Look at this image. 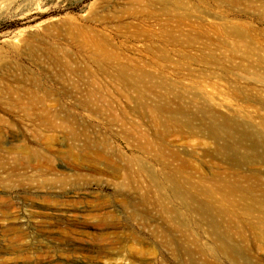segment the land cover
I'll use <instances>...</instances> for the list:
<instances>
[{
  "label": "rangeland",
  "instance_id": "374dc122",
  "mask_svg": "<svg viewBox=\"0 0 264 264\" xmlns=\"http://www.w3.org/2000/svg\"><path fill=\"white\" fill-rule=\"evenodd\" d=\"M166 1L0 0V218L17 216L31 236L123 231L124 243L106 250L124 253V264H235L212 253V220L264 264V215L246 214L239 193L222 196L253 183L264 200V3ZM226 24L249 35L228 36ZM164 104L183 113L173 119L165 107L154 122L148 109ZM223 122L226 131L207 135ZM137 166L158 178L178 169L200 200L199 188H214V209L169 197V219ZM29 241L48 264H122L101 258L100 240L77 242L76 253Z\"/></svg>",
  "mask_w": 264,
  "mask_h": 264
},
{
  "label": "bare ground",
  "instance_id": "6f19581e",
  "mask_svg": "<svg viewBox=\"0 0 264 264\" xmlns=\"http://www.w3.org/2000/svg\"><path fill=\"white\" fill-rule=\"evenodd\" d=\"M163 5L169 4L166 0H159ZM172 4L179 5L182 3V0H171ZM222 3H225L227 5H236L240 4L242 0H219ZM264 3V0H260ZM171 3V2H170ZM224 31L226 35L233 36L237 38H244L249 35V32L246 31L245 28L242 26L236 25V24H226L224 27ZM101 42V41H100ZM93 41L92 44L95 46V53L96 55L100 56H106V50L104 47V43H100ZM259 50H264V46L261 47ZM110 56V55H108ZM104 58V57H103ZM119 76L122 78H126V71L125 69H120ZM143 77V74H139L137 78ZM150 107V106H149ZM165 107L171 108L169 105H157L156 107H150L148 110L150 111L151 117L154 122H156L157 119V112L163 110ZM204 110L205 109H201ZM183 111L180 108H175L171 111V117L174 119L177 115L182 114ZM184 124L191 127V121L189 119L184 120ZM210 124L206 129L205 132L207 135H209L212 138H217L224 130V127H227V122H223L221 124ZM245 131V130H244ZM244 134H248V132H244ZM243 134V135H244ZM93 143H91L89 140H85L83 144V148L90 149L93 148ZM221 150V149H220ZM157 156L160 158V153L157 152ZM264 159V156L262 157ZM162 160V159H160ZM138 167V166H137ZM166 167V166H165ZM167 168V167H166ZM136 170L138 172H146L149 177V188H152V190L155 191L154 199L156 203L164 206L163 208L166 211V215L169 219L173 220L174 215L176 214V209H170L165 205L166 199L169 197L175 198L177 200H180L181 204L184 205L183 208L187 209L189 208L190 202H195L196 200H199L201 202V205L196 206V209H208L213 210L214 206L212 204V197L215 193L214 188L210 187H203L199 188L197 190L199 192V195L202 196V200L198 199L196 193L188 192L187 190L182 188L181 181L178 179V169H169L166 172L162 174V177L158 178L156 176H151L150 172L143 167L139 166ZM241 178V177H240ZM187 187V186H186ZM191 187V186H190ZM257 187L256 184H249V185H238V184H232L227 186V189L222 192L223 199H228L232 196L233 193H239L240 199H249V202H246L243 204V210H245L246 214H250L254 211H257L259 214L264 215V200L262 198H258L254 195L253 191ZM193 188V187H191ZM197 189V188H196ZM144 198V197H143ZM224 212L223 208H219L217 210V213L221 214ZM77 221L74 220L75 225H79L80 222L77 217H75ZM105 220V219H104ZM211 222H208V225L211 229V241L214 247H211L212 253L219 257L222 256L230 261H233L235 264H263L259 258H252L250 253L246 248H240L239 246L235 245L234 243H231L229 241V238L223 234L217 231L215 225L212 223V220H209ZM85 224H88V221L84 220ZM99 223V222H96ZM25 221H23L20 218L10 216L6 219L0 218V235L6 237L3 240L8 241L9 245L2 244L0 242V264H48L47 262H42L44 259L48 257L45 253H42L41 250L42 246H36L34 243L30 242L29 240L31 237L34 239L42 238L47 243L43 249H58L59 246L64 247L58 249L60 250H68L71 253H76L78 250H80L81 246L77 245V242L82 240H88L90 241H102L103 247L98 249L99 253L101 254V258L104 257L107 259L108 256L111 255H117L114 259H116L117 263L124 264V261L126 263H130L128 259L124 258V253L122 252H115V253H109L106 249H109L117 244L122 245L124 243V232L123 231H104L99 232L96 234H90L88 232L84 231H76V230H68V231H61V232H45V231H39L34 233L32 236L31 234L24 229ZM105 225V223L101 224L100 226ZM183 226L185 230L187 229L185 224H180ZM188 226V225H187ZM205 228V227H204ZM9 230L11 233L9 235L6 233ZM238 234L240 238H244L243 232L240 229H237ZM5 232V234H3ZM58 235V238H54L53 235ZM55 245L49 244L50 241H56ZM57 244V245H56ZM34 250V252H31ZM31 254V259L29 258V255ZM71 259H59L58 263L55 264H92L87 262H79V261H73ZM111 263V262H110ZM113 264V263H112ZM193 264V263H192Z\"/></svg>",
  "mask_w": 264,
  "mask_h": 264
}]
</instances>
